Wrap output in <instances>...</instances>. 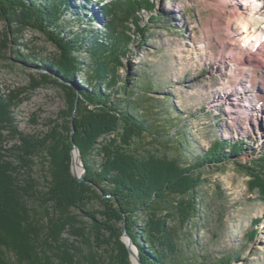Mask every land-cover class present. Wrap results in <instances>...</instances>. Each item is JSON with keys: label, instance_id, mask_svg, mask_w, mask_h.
Instances as JSON below:
<instances>
[{"label": "trees", "instance_id": "16d2710c", "mask_svg": "<svg viewBox=\"0 0 264 264\" xmlns=\"http://www.w3.org/2000/svg\"><path fill=\"white\" fill-rule=\"evenodd\" d=\"M140 1L102 2L99 9L108 18L103 31L86 32L85 26L94 23L86 0L74 6L77 0H0V20L5 25L0 58L9 40L13 42L8 40L9 33L13 37L26 29L42 33L58 49L57 57L37 56V50L28 51L18 43L28 52L16 53L15 58L41 63L39 79L29 89L55 83L65 100V108L57 114L63 123L60 134H47L49 144L43 140L41 146L50 163L46 189L37 188L36 179L35 185L17 183L16 175L30 168L22 154H14L20 164L7 170L0 166V264H80L62 244L63 234L70 229L81 235L70 223L73 209L93 220L91 239L103 257L91 264H130L121 240L124 229L142 264H232L238 260L236 248L209 253L210 246L201 244L193 232L206 207L202 186L208 180L203 169L225 166L232 155L239 156L244 142L217 137L207 149H200L187 134L188 127L180 125L181 114L170 109L169 96L154 94L161 84L148 68L118 80L126 47L110 15L117 5L130 10L141 4L146 10L152 7L151 0ZM71 7L77 11L67 19ZM78 20L84 25L80 30L72 24ZM135 28L140 36L145 34L146 26L139 20ZM44 63L50 72H45ZM76 75L82 76L80 84L75 83ZM21 92L0 89V155L7 137L19 135L14 110L22 101ZM72 125V139L85 167L82 181L70 172ZM232 162L249 177L248 191L264 201V154L250 165ZM27 198L34 199L37 208H28ZM92 202L102 205V219L97 220L98 212L89 208ZM254 236V230L247 232L248 240Z\"/></svg>", "mask_w": 264, "mask_h": 264}, {"label": "rangeland", "instance_id": "374dc122", "mask_svg": "<svg viewBox=\"0 0 264 264\" xmlns=\"http://www.w3.org/2000/svg\"><path fill=\"white\" fill-rule=\"evenodd\" d=\"M110 1L86 0L88 16L94 18L93 25L87 23L89 26H85L86 32L103 31L102 26L108 18L103 16L99 6L102 2ZM151 2L152 7L149 10L144 9V4L132 10L124 5H117L115 12L110 15L114 27L117 25L116 33L121 36L126 47L117 71L118 80L122 81L125 77L133 78L138 69L148 68L151 77L161 84V90L154 94L169 96L167 102L170 109L174 114H181L180 125L188 127L187 134L200 149H207L217 137L230 143L244 142L239 156L232 155L225 166L208 165L203 169L204 177L208 180L202 186L206 207L201 209L202 217L200 216L198 220V228L194 230L193 236L201 244L209 245L208 252L213 255L225 249L236 248L240 253L239 258L232 264H264L262 218L264 201L259 199L258 193L248 191L249 177L238 170L239 167L232 162L234 160L240 164L250 165L249 162L264 154V113L261 114V110L255 111L253 108L242 112L246 104L251 106L249 105L251 99L247 98L248 101H245L243 93L249 97H252L248 95L249 93H254L256 99L257 96L264 94V74L256 73L254 91H251L253 88L249 87L250 84L247 82L249 72L246 71L243 80L240 77L238 79V75L229 76V71L234 68L228 71V66L231 65L226 61L235 55L233 56V49L227 47L225 36L227 28L224 24L215 25L213 28L214 22L218 20L217 16L226 13L225 9H228L226 7L230 8L228 3H222L224 0H151ZM75 4H80L79 0L73 3V6ZM76 11L73 7L69 8L65 17L72 18ZM137 20L146 26L143 36L136 31ZM79 21L72 24L74 28L80 30L84 25ZM4 31V22L0 20L1 43ZM8 40V48L2 50L0 58V89L22 91V101L14 110L20 136L7 137L2 145L0 166L7 170L10 169L8 167L20 164L14 154H22L24 159L30 162V168H23L22 175H16L19 176L17 183L35 185L33 179H36L37 188L45 190L50 163L48 153L41 146L43 140L47 142L45 140L47 134L58 137L62 130L63 123L57 119V114L59 110L65 108L64 94L55 83H48L34 90L29 89L30 85L39 79L37 73L42 72L41 63L34 60L29 61L31 63H22L16 60L15 56L16 53L23 54L33 49L37 50V56L41 57L55 58L59 53L56 46L36 30L26 29L20 37H13L9 33ZM18 43L22 47L26 45L28 51L21 49ZM219 54L226 58L221 59L217 56ZM253 55L256 56L250 52L243 58L241 55L242 60L237 59L241 62L237 63L239 67L244 63L243 66L247 68L256 66L257 63L251 59ZM44 65L47 70L45 72H50V67L45 63ZM259 65L263 67L264 63ZM81 79V75H76L75 83L80 84ZM236 84L240 92L237 91L235 96L243 98L242 104H239L238 109L228 110L226 103L230 102L229 99L232 97L225 100L226 98H219L218 95L224 94V90L233 88ZM243 87H249V92ZM257 87L260 93L258 95ZM117 88L118 83L113 89L116 91ZM216 122L217 127L214 126ZM61 137L59 135L58 139ZM25 204L28 208H37L34 199L27 198ZM89 208L98 212L95 215L97 220L102 219L103 207L99 202H92ZM70 215L73 217L70 223L75 226V230L81 232V235H74L72 229L66 231L62 242L64 248L69 250L71 256H76L75 261L80 264L99 263L103 252L95 247L96 244L91 239L93 220L74 209L70 211ZM257 219L258 221L253 223V220ZM249 230L255 231V236L251 240L247 239Z\"/></svg>", "mask_w": 264, "mask_h": 264}, {"label": "bare ground", "instance_id": "6f19581e", "mask_svg": "<svg viewBox=\"0 0 264 264\" xmlns=\"http://www.w3.org/2000/svg\"><path fill=\"white\" fill-rule=\"evenodd\" d=\"M225 2H222L224 4H229V7H226L228 9H225L226 13H221L219 14L218 20L214 22L213 28L219 26L220 24H224L227 34L225 35L227 38V47L233 49V56L229 60L226 61L228 65H235L236 67H229L228 66V71L230 68H234L233 70L231 69L230 72V77L232 75H238V79L240 77L241 80H243L244 77H246V71L249 72L248 75V80L247 82L250 84L249 87L254 86L256 84L255 82L257 81L256 79V73H263L264 74V66L262 67L259 65L260 63H264V0H224ZM216 18V17H215ZM214 18V19H215ZM217 32V31H216ZM236 41V42H235ZM222 46V45H221ZM219 45V47H221ZM218 50V49H217ZM253 53L256 56H251L252 61L256 62V66H253V68H247L245 63L239 67L237 64L238 62L241 63L240 61H237V59L242 60L243 56L246 53ZM237 54V56H236ZM242 55V58H241ZM221 57V54L217 55ZM226 58V57H221ZM260 58V59H259ZM249 59V60H251ZM259 63V64H258ZM245 70L244 72H242ZM235 72V73H234ZM258 76V74H257ZM250 77V78H249ZM228 80H226L227 82ZM236 86V87H235ZM233 88H229L227 90H224V94L218 95L219 98H226L225 100H228L229 97H232L229 99L230 102L226 103L229 109H238L239 104H242V100L244 98L245 101H248L247 98H250L251 106H247V104L243 107V111H247L251 108L260 111V113H264V94H261V96H257V101L256 97L254 96V93H249L248 95L252 96L249 97L245 93H243V98L241 96H235L237 94V91H239L237 84ZM249 87H245L247 89H250ZM243 87V89H245ZM241 90V89H240ZM255 89H251V91H254ZM257 92H258V87H257ZM222 92V93H223ZM260 94L259 92L257 95ZM224 100V99H223ZM257 101V102H256ZM241 102V103H240ZM234 103V105H232ZM244 103V102H243ZM246 103V102H245ZM253 104V105H252ZM257 107H256V106ZM262 105V106H261ZM224 140V139H223ZM77 171H79V168H77ZM135 264V263H134Z\"/></svg>", "mask_w": 264, "mask_h": 264}, {"label": "water", "instance_id": "95a60500", "mask_svg": "<svg viewBox=\"0 0 264 264\" xmlns=\"http://www.w3.org/2000/svg\"><path fill=\"white\" fill-rule=\"evenodd\" d=\"M66 83V82H64ZM69 86H73V88L76 89V86L72 83H66ZM76 94H78V91L76 90ZM72 134H73V125H72V130L70 132V140H71V144H72V149L70 151L71 154V173L72 176L78 180V181H82L84 178V173H85V167L82 163V157L81 154L79 152V149L77 148V146L75 145L73 139H72ZM77 168H79V171H77ZM121 240L122 242L125 244L128 255H129V260H130V264H142L141 260L139 259L138 256V249L136 248V246L132 243V240L130 238V236L126 233L125 229L122 232L121 235Z\"/></svg>", "mask_w": 264, "mask_h": 264}]
</instances>
